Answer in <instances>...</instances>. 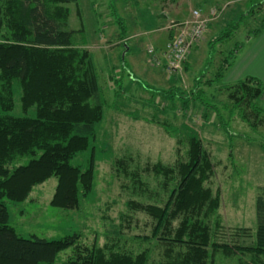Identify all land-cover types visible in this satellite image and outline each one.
<instances>
[{"label":"rangeland","instance_id":"rangeland-1","mask_svg":"<svg viewBox=\"0 0 264 264\" xmlns=\"http://www.w3.org/2000/svg\"><path fill=\"white\" fill-rule=\"evenodd\" d=\"M261 1L77 0L68 4V29L75 32L73 44L92 54L107 102L89 150L72 160L74 166L86 170L95 158L94 187L75 210L51 205L57 187L54 177L36 186L28 200L9 203L11 224L19 235L58 240L79 234L80 243L86 245L116 244L133 255L147 251L151 263L164 260L162 244L143 239L152 236V218L130 209L129 202L164 206L169 195L163 188L167 179L147 168L156 164L174 167L184 161L193 129L214 164L208 186L214 194L221 193L220 208L209 219L214 229L220 223L216 239L220 243L249 244L250 238L236 231H255L257 227L256 199L264 187V121L254 127L241 119L242 112L231 108L225 85H229L230 74L237 67H231L220 82L212 85L210 81L216 78L222 61L236 49V55L253 50L259 55L258 68L251 66L250 70L264 85V3L252 14L253 6ZM196 12L206 19L214 14L217 17L209 27L206 24L186 64L171 75L157 67L153 59L164 61L172 31L180 34L186 29L187 35L189 27L198 21ZM122 33L126 40H122ZM218 37L224 41L214 43ZM151 48L155 50L152 56L148 53ZM194 89L204 91L203 100L212 109L206 111L197 103L183 108L180 95H190ZM172 93H177L173 102ZM20 97L16 85L13 114L22 116ZM261 100L257 104L264 109V96ZM205 112L209 115L206 122ZM30 115H34V109ZM123 158L130 172L142 178L143 191L135 187L131 175L126 177L117 171L116 162ZM72 251L62 252L56 263L66 262ZM241 260L218 253L210 264H251L249 256Z\"/></svg>","mask_w":264,"mask_h":264},{"label":"trees","instance_id":"trees-1","mask_svg":"<svg viewBox=\"0 0 264 264\" xmlns=\"http://www.w3.org/2000/svg\"><path fill=\"white\" fill-rule=\"evenodd\" d=\"M76 2L0 0V264H57L58 256L70 248L73 251L62 264H210L218 253L238 257L240 261L249 256L251 264H264V187L256 199L255 231L247 228L236 231L250 238L249 244L218 242L220 223L214 229L209 219L220 208L221 193L214 194L208 186L214 164L193 129L184 161L174 167L156 164L147 168L167 179L163 188L169 195L164 206L129 202L130 209L152 218V236L143 239L161 243L164 260L151 263L147 251L133 255L116 244L86 245L80 243L79 234L58 240L25 238L11 224L8 204L28 200L36 186L53 177L57 179L53 207L79 209L93 191L95 158L86 170L74 166L72 160L89 150L96 138L97 125L104 119L107 102L92 54L73 44L75 32L68 29L67 5ZM263 3L264 0L255 4L252 14ZM260 33L261 30L257 32ZM121 35L122 40L127 39L126 34ZM173 35L172 31L170 39ZM222 39L218 37L214 43L223 42ZM236 52L237 49L222 61L216 78L210 81L212 85L224 79L237 58ZM157 61L153 63L166 71L165 61L159 64ZM16 85L21 90L24 116L13 114ZM225 90L231 108L242 112L243 121L254 127L262 124L264 109L257 104L264 96L260 80L246 78L226 84ZM177 93H172V102ZM204 94L203 90L195 89L190 95L183 93L180 95L183 108L187 110L191 103H197L209 111L212 108L205 104ZM32 109L34 115H30ZM208 119L205 112L203 120ZM126 161L117 160V171L126 177L131 175L135 187L143 191L142 178L130 172Z\"/></svg>","mask_w":264,"mask_h":264},{"label":"built area","instance_id":"built-area-1","mask_svg":"<svg viewBox=\"0 0 264 264\" xmlns=\"http://www.w3.org/2000/svg\"><path fill=\"white\" fill-rule=\"evenodd\" d=\"M196 15V17H195ZM211 15V14H210ZM217 16L211 15V19L204 18L199 12L194 14V18L198 19L197 23L189 27V32L186 35V29H182L180 34L175 31L173 37L168 41L166 51L164 53V61L166 63V72L173 75L181 70V67L187 62L191 54V48L197 45V41L203 35L206 24L214 20ZM191 22V21H190ZM193 22V21H192ZM188 24V22H186ZM148 53L152 56L155 54L154 48H151ZM157 57H154V61ZM157 63H161L159 60Z\"/></svg>","mask_w":264,"mask_h":264},{"label":"crops","instance_id":"crops-1","mask_svg":"<svg viewBox=\"0 0 264 264\" xmlns=\"http://www.w3.org/2000/svg\"><path fill=\"white\" fill-rule=\"evenodd\" d=\"M246 49H248V48L243 47V50H246ZM242 53H243V51H239L237 53V58L233 64L234 66H232V67L233 68L237 67L238 70H236L237 68H235V70H232V72L230 74V83L229 84H234L240 80H243L246 78H251V77L259 80L257 73L251 72V70H250L251 66L257 67L256 60L259 58V55H255L256 53L253 50H251L250 52L245 51L243 54ZM240 54H241V58L239 56ZM238 62H239V64L237 65ZM260 101H262V100H260Z\"/></svg>","mask_w":264,"mask_h":264}]
</instances>
